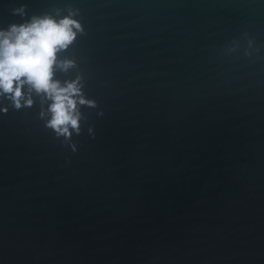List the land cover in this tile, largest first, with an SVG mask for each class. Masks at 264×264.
I'll return each mask as SVG.
<instances>
[{
    "label": "water",
    "instance_id": "95a60500",
    "mask_svg": "<svg viewBox=\"0 0 264 264\" xmlns=\"http://www.w3.org/2000/svg\"><path fill=\"white\" fill-rule=\"evenodd\" d=\"M57 9L94 104L67 136L0 100V264H264V0H0V28Z\"/></svg>",
    "mask_w": 264,
    "mask_h": 264
},
{
    "label": "clouds",
    "instance_id": "9594fccd",
    "mask_svg": "<svg viewBox=\"0 0 264 264\" xmlns=\"http://www.w3.org/2000/svg\"><path fill=\"white\" fill-rule=\"evenodd\" d=\"M76 15L72 9L67 15L57 9L55 15L33 16L23 24L0 28V100L6 98L20 108L33 105L39 96L41 115L67 136L71 129L80 131V105L94 104L84 97L79 77L61 80L55 75L57 69L67 72L74 66L72 59H61L58 53L75 41L77 30H83Z\"/></svg>",
    "mask_w": 264,
    "mask_h": 264
}]
</instances>
